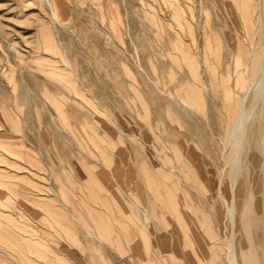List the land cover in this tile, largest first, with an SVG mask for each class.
Wrapping results in <instances>:
<instances>
[{"label":"rangeland","instance_id":"obj_1","mask_svg":"<svg viewBox=\"0 0 264 264\" xmlns=\"http://www.w3.org/2000/svg\"><path fill=\"white\" fill-rule=\"evenodd\" d=\"M259 88L264 0H0V264H264Z\"/></svg>","mask_w":264,"mask_h":264},{"label":"bare ground","instance_id":"obj_2","mask_svg":"<svg viewBox=\"0 0 264 264\" xmlns=\"http://www.w3.org/2000/svg\"><path fill=\"white\" fill-rule=\"evenodd\" d=\"M261 86H262V85H261ZM262 90H264V88H263V89H262V88H259L257 91L260 92V91H262ZM259 98H260V94H258V96H257L256 99H259ZM240 127H241V121H239V123H237V125H236V129H235L234 131L231 132V133H232V138L234 137V135H235V133H236V130H238ZM86 230L90 232V229L86 228Z\"/></svg>","mask_w":264,"mask_h":264}]
</instances>
